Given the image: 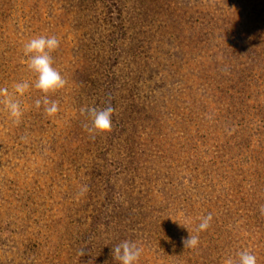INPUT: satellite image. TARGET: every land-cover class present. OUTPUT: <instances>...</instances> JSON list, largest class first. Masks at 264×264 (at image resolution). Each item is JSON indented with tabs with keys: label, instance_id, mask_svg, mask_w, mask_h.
<instances>
[{
	"label": "rangeland",
	"instance_id": "rangeland-1",
	"mask_svg": "<svg viewBox=\"0 0 264 264\" xmlns=\"http://www.w3.org/2000/svg\"><path fill=\"white\" fill-rule=\"evenodd\" d=\"M39 36L67 83L52 117L34 87L19 123L0 104V264H120L123 241L137 264H264V0H0V87L34 83ZM108 106L90 134L81 109Z\"/></svg>",
	"mask_w": 264,
	"mask_h": 264
},
{
	"label": "clouds",
	"instance_id": "clouds-1",
	"mask_svg": "<svg viewBox=\"0 0 264 264\" xmlns=\"http://www.w3.org/2000/svg\"><path fill=\"white\" fill-rule=\"evenodd\" d=\"M60 46V41L55 36L33 37L24 44L23 52L27 60L28 69L35 74L34 83L27 81L17 82L12 86L10 91L7 87H0V104L3 105L9 116L15 123H19L23 115L22 105L18 97L34 87L43 93V96L35 101V107L39 109L42 105L44 113L48 117L54 116L59 111L58 101H51L48 98L49 93H53L66 86L67 81L62 77L60 72L53 67L52 53ZM114 108L108 106L104 109L95 107H85L81 109L82 115L90 122V127L86 125V130L91 133L105 134L111 131L112 115ZM87 192V186L82 185L77 195H83ZM260 212L264 215V205L261 206ZM212 221V215L208 214L202 217L196 229L197 233L206 231ZM199 235L189 233L187 238L182 239L185 249H195L199 245ZM143 249L138 247L135 242L123 241L112 248V256L120 264H137ZM83 254L82 252L80 253ZM238 259L234 260L229 257L224 260V264H257L256 256L249 251H242L237 254Z\"/></svg>",
	"mask_w": 264,
	"mask_h": 264
}]
</instances>
